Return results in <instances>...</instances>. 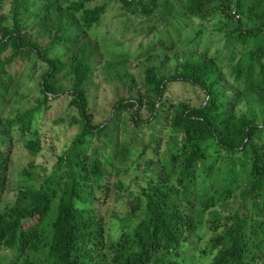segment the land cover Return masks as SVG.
<instances>
[{
    "label": "trees",
    "instance_id": "trees-1",
    "mask_svg": "<svg viewBox=\"0 0 264 264\" xmlns=\"http://www.w3.org/2000/svg\"><path fill=\"white\" fill-rule=\"evenodd\" d=\"M49 1L56 6L62 0ZM93 1L96 0L74 1L69 6L73 12L82 13L79 30L73 29L72 20L62 24L55 14L49 16L56 36V40L51 41L53 50L73 48L102 20L108 4L88 9L87 3ZM171 1L152 0L146 14L151 15L154 7L162 4L172 20ZM175 1L183 4L185 12L193 19L206 22L221 14L227 26L232 25L229 34L236 38V45L225 65L234 79L229 80L224 67L203 52L179 62L169 76H158L153 69L147 70L145 85L149 92L145 97L132 95V83L127 94L124 89L120 90L123 95L115 107H132V121L139 127L157 119V105L162 102L170 82L191 84L208 99L197 107L183 104L175 112L172 126L177 136H183L182 143L173 147L172 162L163 166V171L147 186L144 217L133 230L131 249L119 251L113 261L116 264H152L160 253L179 248L201 227L206 229L210 242L209 248L202 251V261L194 259L191 263L175 261L173 264H264V123L257 122L254 108L240 109L250 100L264 107V25L247 29L238 26L232 18L231 5L222 6L227 0ZM236 1V13H257L259 0ZM123 3L128 8H136L138 4L136 0L129 3L123 0ZM135 8L132 14L137 11ZM30 9L31 0H0V56L9 48L17 52L25 49L30 53L40 52L32 31L36 22H46L48 10L44 9L37 17L33 13L35 24L29 25L23 16L30 13ZM261 16L264 21V12ZM164 47L172 49L174 45ZM240 47L248 53L233 64ZM17 52L0 59V77L7 71V65L18 58ZM58 56L45 59L50 64L42 84L46 98L58 94L50 83L63 66ZM90 69L87 60H80L72 66L71 72L75 79V103L83 116L87 110L83 86L90 77ZM2 98L0 85V104ZM143 108L149 112L147 119L139 114ZM37 120L36 110L8 118L0 115V245L11 251L39 252L41 264H101L100 253L107 248L106 230L93 208L90 190L94 184L102 186L103 173L97 160L90 161L87 146L88 137L101 126L91 127L84 122L82 133L60 159L58 170L25 185L12 205L3 204L13 136L33 133ZM27 148L40 150L35 140H31ZM211 152L216 158L207 178L213 184L207 194L199 193L194 177L198 165L208 160ZM239 199L236 207L228 204ZM133 206L138 208L139 202ZM13 263L11 260L10 264ZM22 264L39 263L26 258Z\"/></svg>",
    "mask_w": 264,
    "mask_h": 264
},
{
    "label": "rangeland",
    "instance_id": "rangeland-1",
    "mask_svg": "<svg viewBox=\"0 0 264 264\" xmlns=\"http://www.w3.org/2000/svg\"><path fill=\"white\" fill-rule=\"evenodd\" d=\"M74 1L81 0H62L56 6L49 0H31L32 9L23 16L25 23L35 24L33 13L37 17L44 9L48 10L46 22H36L32 31L33 41L40 52L30 53L26 49L17 52L9 48L0 56L3 60L18 53V58L7 65V71L0 77L3 94L0 115L2 118L15 117L30 110H36L38 114L33 133L13 136L8 188L3 204L12 205L25 185L40 181L58 170L60 159L82 133L84 122L91 127L101 126L93 136L88 137L87 142L90 161L97 160L103 173L102 186L94 184L90 194L93 208L106 230L107 248L100 253L101 264H116L114 257L119 251L131 249L133 230L144 217L147 186L155 175L163 171V166L172 162L173 147L182 143L183 136H177L172 126L175 112L183 104L197 107L208 99L204 92L191 84L170 82L162 102L157 105V119L139 127L132 121V107H115L123 95L120 90L124 89V94H127L132 83V95L145 97L149 92L145 85L147 70L153 69L158 76H169L179 62L195 58L203 52L214 57L232 81L233 75L225 63L233 53L236 38L229 34L232 25L227 26L221 14L206 22L193 19L185 12L183 4L175 0L171 1L172 20L162 4L157 8L155 6L151 15L146 14L152 0H136L138 4L134 7L137 9L134 14L131 13L134 8L125 6L123 0H96L87 3V8L107 3L108 10L102 20L90 31L86 29V35L73 48L53 50L51 41H55L56 36L55 28L49 24V16L55 14L62 24L72 20L73 29L79 30L82 13L69 9ZM259 1L257 13L249 11L245 15L236 13V0L221 4L231 5L232 18L238 26L247 29L264 25L261 16L264 0ZM164 45H174V48L165 49ZM247 53L246 49L238 48L233 64ZM58 54L63 66L50 80L51 87L58 94L46 98L42 84L50 64L45 59H54ZM80 60H87L91 68L90 77L83 86L87 100L84 116L75 103V79L71 74L72 66ZM250 107L256 110L257 122L262 125L264 107L250 100L240 109L245 111ZM139 114L142 119L149 118L145 108ZM172 137L174 140L171 141ZM31 140L36 141L40 150L27 148ZM215 158L216 154L211 152L208 160L197 167L194 178L199 193L207 194L213 184L207 176ZM217 163L220 164V161ZM138 202V208H134L133 205ZM239 203L240 199L228 202L233 207ZM206 233L205 228H197L187 242L173 251L160 253L152 264L191 263L194 259L202 261V251L210 246ZM26 258L42 263L39 252L11 251L0 245V264H10L11 260H14L13 264H22ZM209 259L203 261L209 262Z\"/></svg>",
    "mask_w": 264,
    "mask_h": 264
}]
</instances>
